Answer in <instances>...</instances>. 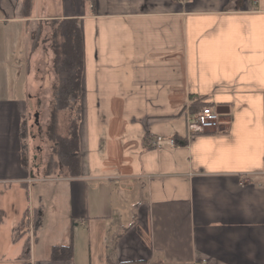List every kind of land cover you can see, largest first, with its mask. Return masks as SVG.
I'll return each instance as SVG.
<instances>
[{"label":"crops","instance_id":"crops-1","mask_svg":"<svg viewBox=\"0 0 264 264\" xmlns=\"http://www.w3.org/2000/svg\"><path fill=\"white\" fill-rule=\"evenodd\" d=\"M63 19L83 44L80 173L44 177L62 186L33 206L31 118L55 83L33 35ZM198 99L220 130H189ZM26 239L27 264H264V0H0V264Z\"/></svg>","mask_w":264,"mask_h":264},{"label":"trees","instance_id":"trees-1","mask_svg":"<svg viewBox=\"0 0 264 264\" xmlns=\"http://www.w3.org/2000/svg\"><path fill=\"white\" fill-rule=\"evenodd\" d=\"M32 0H23L24 14L29 15ZM54 29L55 42L52 46L53 60L52 71L55 75V83L52 87L50 100V126L47 139L52 144L51 155L44 176H49L57 169H61L65 176L78 177L80 173V154L78 127L80 123V92L81 76L83 72V44L77 19H63L56 21ZM38 24L33 35L32 48L38 42ZM204 105L201 99L190 105L191 113H195ZM66 116V133L61 135L56 131L58 114ZM24 148L21 147V162L24 165ZM55 170V171H54ZM33 226L35 229L39 223V209L33 210ZM27 222L22 220L15 231L26 233ZM73 257L71 245L56 246L51 249V258L55 261L68 260ZM30 259L29 242L26 239L21 255L17 258L18 264H27ZM109 264H141V262H126Z\"/></svg>","mask_w":264,"mask_h":264},{"label":"rangeland","instance_id":"rangeland-1","mask_svg":"<svg viewBox=\"0 0 264 264\" xmlns=\"http://www.w3.org/2000/svg\"><path fill=\"white\" fill-rule=\"evenodd\" d=\"M55 23L56 21H40L38 23V44L42 47L44 51V57H46V63L47 66L46 70L48 73V76L50 77L52 71V60H53V51L52 46L54 45L55 38H54V29H55ZM37 27V26H36ZM9 54H12V51H9ZM43 61L42 64L37 65L41 70L42 73L44 72V66ZM45 66V67H46ZM40 70V71H41ZM199 110V109H198ZM50 103L49 99H43L41 108H39L38 116H37V125L35 124L34 116L31 118V124H32V150L33 153L36 155V164L38 165V169H36V174L34 177V180L28 184L27 190H23L24 196L26 197L27 203H31L33 206L38 205V198L40 195H44L45 193L50 189H56L61 187V184L56 183L57 181L50 180L47 181L46 176L41 175V173H45L47 164L51 155V147L52 144L47 139L48 134V128L50 126ZM66 116L64 113L58 114V123L56 126V131L60 133L61 135H64L66 133V122H65ZM55 171V170H54ZM38 175V176H36ZM57 174H53L49 176L50 179L57 178ZM51 203V202H50ZM45 212H49L51 210L50 204L45 205ZM55 210L59 211V215L63 216L65 215V208L61 206L60 208ZM48 219V218H47ZM24 236V234H23ZM21 236V238H23Z\"/></svg>","mask_w":264,"mask_h":264},{"label":"built area","instance_id":"built-area-1","mask_svg":"<svg viewBox=\"0 0 264 264\" xmlns=\"http://www.w3.org/2000/svg\"><path fill=\"white\" fill-rule=\"evenodd\" d=\"M189 130L195 134H202L208 132H214L221 129L222 115L216 110V108L210 106H203L192 116L189 117ZM153 147L160 148L163 145H174L173 139H168L163 136H157L152 141ZM29 235L30 238L34 235V226L32 217L29 218ZM145 264V263H141Z\"/></svg>","mask_w":264,"mask_h":264},{"label":"water","instance_id":"water-1","mask_svg":"<svg viewBox=\"0 0 264 264\" xmlns=\"http://www.w3.org/2000/svg\"><path fill=\"white\" fill-rule=\"evenodd\" d=\"M216 110H217L221 115H223L224 113H226V112H223L222 107H218V108H216ZM34 117H35V123L37 124V123H38V122H37V115H35Z\"/></svg>","mask_w":264,"mask_h":264}]
</instances>
